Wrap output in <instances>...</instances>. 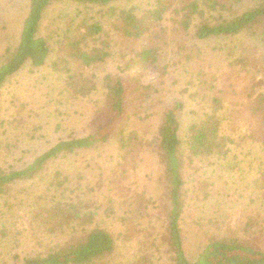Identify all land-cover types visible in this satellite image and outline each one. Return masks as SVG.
<instances>
[{
  "label": "trees",
  "instance_id": "16d2710c",
  "mask_svg": "<svg viewBox=\"0 0 264 264\" xmlns=\"http://www.w3.org/2000/svg\"><path fill=\"white\" fill-rule=\"evenodd\" d=\"M127 1L29 0L18 44L6 50L0 64L1 94L24 68L47 65L52 40L61 53L53 67L64 74V91L69 98L86 99L97 89L88 69L108 59L115 47L126 70L153 69L161 75L163 91L169 86L177 91L168 102H153L159 87L130 73L108 75L89 134L60 139L24 169L0 167V200L8 209L13 185L30 181L14 197L19 209L29 210L35 242L47 248L23 264H264V0H150L143 7H126ZM56 5L107 8L113 35L86 17L67 21L60 33L46 27L49 33L43 35L48 11ZM170 44L177 51L173 78L162 64ZM216 59L219 69L213 65ZM157 104L151 141L128 130L124 119L131 109L146 114V106ZM191 113L194 117L184 123ZM110 144L119 161L108 184L100 175L96 185L111 187L104 213L124 227V244L135 240V251L123 260L114 235L99 221L96 189L82 172L57 166ZM10 149L0 135V160ZM144 155L155 159L156 171L146 176L144 187L134 186L132 177ZM254 155L261 164L249 187L216 185L211 174H201L210 165L233 171L229 160ZM237 206L243 213L234 228ZM186 227L207 235L194 260L187 255ZM8 234L7 224L1 225L0 240L9 239Z\"/></svg>",
  "mask_w": 264,
  "mask_h": 264
},
{
  "label": "rangeland",
  "instance_id": "374dc122",
  "mask_svg": "<svg viewBox=\"0 0 264 264\" xmlns=\"http://www.w3.org/2000/svg\"><path fill=\"white\" fill-rule=\"evenodd\" d=\"M28 2L29 0H0V64L4 61L6 50L9 48L13 50L18 44ZM148 2L150 0H130L125 3V6L143 7ZM78 10H80V13ZM106 10L107 8L104 10L99 7L56 5L48 11L43 26V35L49 33L46 27L58 28L59 33L62 32L66 22L75 17L79 18L78 21L82 17L98 20L103 25L105 33L113 35L112 24L114 20L110 18ZM53 36L57 38V34H53ZM50 43L54 44H51L53 51L47 65L40 69L24 68L8 81L0 94V135L4 143L11 145L9 152L3 151L4 155L0 160V167L3 169H24L60 139L82 137L89 134L95 111L97 107L102 106L105 98L104 80L108 75L125 77L130 73L138 76L145 85L159 87L160 93L157 94L156 100H153V102H158V99H166L168 102L172 97L177 96L174 87L171 88L173 92L169 90L171 86L163 91L162 86L159 85L161 75L155 70L150 68H134L133 72L126 70L118 48L114 47L108 59L88 69L95 76L96 91L86 99L69 98V94L64 91V81L61 78V75L64 74L55 72L53 67V63L61 53L55 50L58 48L55 42L51 40ZM176 60V48L173 44H170L163 51L162 64L169 67L168 71L172 78ZM213 65L215 69L221 67L218 59L213 61ZM171 82L172 80L170 84ZM184 95L186 97L187 94ZM152 104L154 105V103ZM160 105L157 104L153 108L152 105L146 106V109H149L146 114H139L138 109H131L124 119L128 130L139 131L141 135L146 136L151 141L155 133V126L158 123V116L154 114L155 117L152 118L151 115L153 111H158ZM190 105V108L194 106L193 104ZM186 116L188 117H184V123H188V118L194 117L192 113ZM253 157H256V155L250 157L239 156L235 160H229L230 163L234 164L235 169L233 171L225 169L223 172L220 166L212 168L213 165H210L208 169L204 168L201 174H205V176L211 174L213 180L210 182L216 185L221 182L220 186L223 185L222 183H230L234 188L237 184H244V186L249 187L252 185L251 179L257 177L258 166L261 164L260 159ZM143 159L141 163L139 162V167L132 177V181L135 182L134 186L144 187L148 179L146 176L156 171L157 162L152 156L144 155ZM118 161L119 154L116 146L110 144L91 153L74 155L71 159L65 161V164L57 163V166L69 172H82V175L85 174L86 182L90 183L93 189H96L95 200L97 205L101 207L100 213H102L99 221H103V227L114 235L117 240L120 260H123L135 251V240L124 244L123 237H121V234H125L124 227L116 219H113L112 215L108 216L109 213H104L110 206L109 199L111 197H108L113 194L111 187L108 188L106 185L108 179L113 176L111 171ZM241 169L243 170L241 171ZM100 175H103L102 180L106 184L103 188L101 187L102 189L96 185ZM246 177H248V181L244 182L242 179H246ZM18 182L13 185L14 191L9 195L11 196L9 199V207L11 208L8 209L3 206V202L0 200V217L1 214L8 212L2 217V222L0 218V229L3 224H7L9 229V239L0 240V264H23L25 259L34 258L37 254L47 251L46 246L38 245L33 238L32 225L27 212L29 210L26 208L19 209L14 197L21 188L27 187L30 181L23 179ZM150 183H152V180ZM153 185L155 184L153 183ZM188 186H191V183H188ZM152 193L157 198L158 190L153 189ZM114 195L117 196V191ZM246 202H248V199ZM242 213L240 206L234 208L232 215V226L234 228L240 222V214ZM192 224L190 222L189 225ZM186 229L189 230L188 227ZM189 231V241L186 245L187 255L194 260L205 244L207 235L199 234L194 229ZM261 241L264 246V239H261Z\"/></svg>",
  "mask_w": 264,
  "mask_h": 264
}]
</instances>
